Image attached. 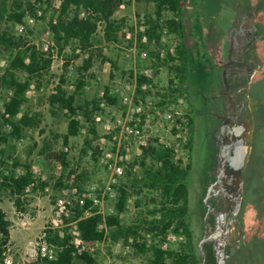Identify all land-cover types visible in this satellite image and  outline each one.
I'll return each instance as SVG.
<instances>
[{"label":"rangeland","instance_id":"1","mask_svg":"<svg viewBox=\"0 0 264 264\" xmlns=\"http://www.w3.org/2000/svg\"><path fill=\"white\" fill-rule=\"evenodd\" d=\"M134 2L123 0L110 30L103 23L98 25L92 46L83 48L71 40L61 52L49 27L59 15V0H25L33 10H27L22 23L0 21V35L22 39L40 52H52L50 70L31 79L25 103L12 120L17 125L27 115L35 125L21 127L17 135L11 119L4 116V105L13 95L10 80L25 82L28 77L10 69L17 51L0 41V184L4 178L23 175L26 167L33 180L19 197L22 206L18 209L15 198L0 185V210L10 224L5 260L25 264L45 258L43 254L49 251L56 258L57 247L51 241L68 236L73 244L78 213L102 217L103 240L92 247L85 244L83 252L94 264H149L152 247L172 251L186 247L185 238L173 229L155 236L140 229L137 235L114 241L116 228L105 224L110 216H116L122 228L153 218L151 212L160 218L161 191L150 186L146 173L155 165L150 152L169 150L172 160L189 168L184 180L188 189L185 220L193 254L203 264L198 245L208 184L218 171L221 154L216 142L219 117L235 101H242L240 89L246 85L247 70L260 62L252 85L258 121L250 164L243 172L245 197L239 216L246 247L232 248L226 264H264V0H182L180 14L168 7L159 11L152 1V14L140 18ZM85 15L80 12L81 17ZM168 20L182 21L183 32L170 30L165 25ZM181 44L188 50L183 74L178 70L182 68L177 52ZM79 80L84 81L81 90H77ZM60 84L80 108L76 119L81 129L67 142L70 115L59 110L53 113L48 104ZM85 107L92 123L82 118ZM55 154L64 156V164L53 158ZM121 190L127 200L119 213ZM95 197H102L101 208L92 205L89 198ZM59 200L69 202L64 227L50 231L45 243L37 246L55 219ZM216 216L221 219L222 212ZM204 264L219 263L208 257Z\"/></svg>","mask_w":264,"mask_h":264},{"label":"trees","instance_id":"2","mask_svg":"<svg viewBox=\"0 0 264 264\" xmlns=\"http://www.w3.org/2000/svg\"><path fill=\"white\" fill-rule=\"evenodd\" d=\"M152 1L157 2L159 11L162 7H168L175 14H180L182 11V0H135L134 10L137 18L152 14ZM122 3L123 0H61L57 19L49 24L54 43L59 51L61 52L71 40H77L83 48L92 46L98 25L103 23L107 30H110L113 23L112 17L119 10ZM27 10L32 12L33 7L30 4H26L25 0H0V21L6 18L9 21L22 23ZM81 11L86 13L84 17L80 16ZM165 25L170 30L178 33H182L184 30L182 21L168 20L165 22ZM0 41L5 43L9 49L17 51V54L10 63V69L21 71L28 77V80L25 82H19L15 77L10 80L8 86L13 90V95L4 105V116H8L11 119L9 123H11L14 132L19 135L21 127L34 126V120L29 119L27 115L18 120L17 125H14L12 120L16 119L25 103V95L29 90L31 79H39L50 70L52 52H40L34 46L27 47L26 41L22 39H8L4 35H0ZM177 52L182 62V68L178 70L183 74L185 72L183 69L188 59V50L181 44ZM89 66L90 64H87L85 69H88ZM3 82H6V78H3ZM182 83L184 84V80ZM83 87L84 81L79 80L77 90H81ZM48 104L53 113H55V110H59L67 111L70 115L65 142L68 141L69 137L77 136L81 129V123L76 119L77 111L80 108L76 106L75 97L68 96L60 84L49 96ZM82 110V118L92 123L93 118L91 112L88 111V107L82 108ZM91 132L96 133L94 129ZM170 153L169 150H152L150 154L154 158L155 165L154 168L146 173L150 186L161 191L163 202L159 209L160 218L156 219L154 217L156 213L151 212L150 215L153 218L149 219L145 217L142 218L138 225L122 228L117 217L110 216L106 218L105 224L107 227L116 228V232L112 236L114 241L120 237L128 238L129 236L137 235L140 229H144L154 236L157 233L165 235L167 231L173 229V231L185 238L187 242L186 247L179 251L152 247V259L149 264H198L192 251V234L185 220L188 213V189L184 180L189 168H183L181 161L172 160ZM53 158L57 162L64 164V156L55 154ZM25 169L26 172L23 175L4 178L0 184L3 189L8 190L10 195L15 198L17 209L22 206L19 197L28 186L33 184L30 169L28 167ZM126 200L127 193L121 190L120 204L117 208L119 213L123 211ZM77 218V230L81 239L88 247H92L95 243L103 240L104 234L99 228L101 223H103L101 216L93 214L88 217H82L81 213H78ZM9 226V221L0 210V264H7L4 252L6 247L11 243ZM51 242L55 243L57 247L55 260L49 261L47 257L37 258L25 264H77V261L85 264H94V260L87 253H83L77 257L74 256L76 250L74 245L70 243L68 236L63 239L56 236L55 240Z\"/></svg>","mask_w":264,"mask_h":264},{"label":"flooded vegetation","instance_id":"3","mask_svg":"<svg viewBox=\"0 0 264 264\" xmlns=\"http://www.w3.org/2000/svg\"><path fill=\"white\" fill-rule=\"evenodd\" d=\"M260 64L257 62L247 70L246 85L240 89L242 101H235L232 109L219 117V139L216 142L221 154L218 171L212 175L208 184L210 196L205 203L202 238L198 245L203 264L208 257L216 259L219 264H226L232 248L246 247L247 236L239 222V216L245 197L243 172L250 164L251 141L258 121L255 113L258 106L253 104L252 85L261 70ZM243 147H248L245 163L240 170H235L233 159L241 153ZM213 198H218L217 204L210 205L209 201ZM220 211L221 219L219 216L214 217Z\"/></svg>","mask_w":264,"mask_h":264},{"label":"built area","instance_id":"4","mask_svg":"<svg viewBox=\"0 0 264 264\" xmlns=\"http://www.w3.org/2000/svg\"><path fill=\"white\" fill-rule=\"evenodd\" d=\"M61 2V0H59ZM40 14V13H39ZM90 197V196H89ZM90 201L92 202V205L94 207H102V197L101 198H89ZM68 205L69 202H65L64 200H59L56 204V212H55V219L51 222V224L44 230L45 232L42 234L41 236V241L40 243H37V246H40V244H44L45 243V238L47 237V234L50 231H55V230H61L64 227V218H66L68 216ZM72 235L74 236V242L73 245L75 247V254H82L84 252L85 249V243L84 241L81 239L80 234L77 230V226L74 227V230L72 231ZM45 252V250H44ZM47 257V259L49 261H53L55 260L54 255L52 254L51 251H49L48 253L43 254ZM7 263V262H6ZM8 264V263H7Z\"/></svg>","mask_w":264,"mask_h":264},{"label":"water","instance_id":"5","mask_svg":"<svg viewBox=\"0 0 264 264\" xmlns=\"http://www.w3.org/2000/svg\"><path fill=\"white\" fill-rule=\"evenodd\" d=\"M247 151H248V147H243L241 153H238L237 156L233 159V162L235 163L234 166L235 170H240L243 167L245 163V156L247 154ZM209 196H210V191L207 194L205 203H207Z\"/></svg>","mask_w":264,"mask_h":264}]
</instances>
